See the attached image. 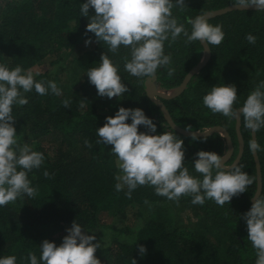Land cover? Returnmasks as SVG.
Returning a JSON list of instances; mask_svg holds the SVG:
<instances>
[{"label": "trees", "instance_id": "trees-1", "mask_svg": "<svg viewBox=\"0 0 264 264\" xmlns=\"http://www.w3.org/2000/svg\"><path fill=\"white\" fill-rule=\"evenodd\" d=\"M82 2L0 0V63L31 68L34 79L47 82L53 78L46 68V56L55 54L57 60L52 62L53 66H70L69 71L74 72L68 87L58 86L61 95L51 92L38 95L33 90L24 93L25 105L13 106L18 144L27 143L33 150L42 152L44 160L39 168L27 173L36 195L21 196L0 207V255H14L16 264H27L28 251L39 259L40 242L48 239L59 244L67 234L66 229L76 220L88 234H95L93 243H101L95 252L101 264H131L132 258L137 264H255V249L247 240L242 214L250 208L256 195L257 171L253 153L248 148L252 133L243 127L242 120L240 131L244 147L238 164L252 179L247 191L223 206L212 200H206L204 205H193L189 196L173 201L196 209L212 231L214 241L210 236L170 226V221H176L172 216L170 220L162 207L154 216L143 218V208L156 209L170 201L155 195L152 187L138 186L130 199L123 190H114V175L119 172L117 158L110 151L111 145L96 143L99 137L95 130L103 126L106 116L114 115L121 106L142 108L156 123L158 132H173L183 138L184 166L194 176L198 175L192 167L194 153L206 150L227 154L228 145L220 133L196 141L174 130L159 105L145 91L147 81L163 91L179 88L187 74L205 57L199 41L186 44L183 35L170 45L166 41L164 52L171 57L172 75L167 68H161L155 77L142 80L124 71L125 58L129 57L127 48L120 46L113 54L107 52V45L96 41L93 33L85 34L88 19L80 17ZM229 6L232 0H186L182 11L173 8L172 12L190 30L188 19L200 12L209 13ZM209 23L222 25L224 39L219 45L210 46L211 55L206 65L190 79L181 94L159 101L174 124L185 132H205L214 127L225 129L234 146L231 158L226 161L231 165L240 147L236 119L212 113L203 106L202 96L212 85L235 84L237 101L233 107L238 108L249 92L264 80V11L233 10L209 19ZM248 33L257 37L255 44L245 40ZM88 37L93 42L86 47L84 40ZM103 52L118 67L121 81L128 88L119 98L98 96L95 86L84 76ZM59 81L61 85L70 82ZM64 99L70 101L67 108L61 103ZM85 139L91 147L84 145ZM256 140L261 147L257 156L262 174L261 195H264V128L256 133ZM45 170L48 177L43 175ZM130 215L136 217L131 222ZM139 245L146 248L144 256L139 254Z\"/></svg>", "mask_w": 264, "mask_h": 264}, {"label": "clouds", "instance_id": "clouds-1", "mask_svg": "<svg viewBox=\"0 0 264 264\" xmlns=\"http://www.w3.org/2000/svg\"><path fill=\"white\" fill-rule=\"evenodd\" d=\"M186 0H83L79 5L80 17L88 23L85 34H94L97 42L107 45V52L115 54L120 46L129 51L125 58L124 71L140 79L155 77L157 70L170 67L171 57L164 52L169 45L183 35L186 44L199 41L204 51L219 45L224 39L222 25L209 23L211 13L200 14L188 19L190 30L173 15V8L183 10ZM232 6L242 9L264 11V0H232ZM90 9L92 13H90ZM257 37L251 33L245 36L249 44H255ZM92 38L84 40L85 46ZM84 76L95 86L98 96L120 97L128 91L118 74V67L106 52L93 63ZM38 75V73H36ZM35 91L38 95L51 92L61 95L55 81L34 79L31 68L19 64L9 67L0 63V207L18 197L32 198L36 188L31 186L27 173L41 166L44 154L25 143L17 142L13 106L27 103L24 93ZM237 101L235 84H215L202 96V104L212 113H220L228 119L242 120L243 127L250 130L253 138L248 148L253 154L261 150L255 133L264 128V80L249 92L241 106L233 107ZM67 108L70 101H61ZM130 121V122H129ZM141 127L144 130H140ZM187 131V130H186ZM192 140L203 141V132L187 131ZM177 133V132H176ZM97 144L111 145V153L117 158L118 174L114 175V190L124 191L127 198L138 186L148 185L157 196L178 201L181 196L191 197V204L204 205L212 200L216 205L229 203L234 196L247 191L252 179L242 171L238 163L227 165V154L198 150L192 159V175L184 166V139L173 132H158L153 119L142 108L119 107L114 115L105 117L103 126L96 127ZM86 147H91L84 140ZM48 177L47 170L43 172ZM247 230V240L255 249V264H264V195L257 194L250 208L242 214ZM59 244L44 239L39 244V259L32 251L27 253V264H101L95 255L101 247L95 234H88L73 220L66 229ZM141 256L146 253L144 245L138 246ZM0 264H16L14 255H0ZM131 264H137L135 258Z\"/></svg>", "mask_w": 264, "mask_h": 264}, {"label": "water", "instance_id": "water-1", "mask_svg": "<svg viewBox=\"0 0 264 264\" xmlns=\"http://www.w3.org/2000/svg\"><path fill=\"white\" fill-rule=\"evenodd\" d=\"M233 10H254V9H242V8H238V7H235V6H229L227 8H224V9H220V10H217V11H213V12H209L211 13L210 14V17L209 19H212L216 16H220V15H223L227 12H230V11H233ZM210 55H211V52H210V49L209 50H205V57L204 59L202 60V62H200L195 68H193L188 74L187 76L184 78L183 82L181 83L180 87L175 89V90H172V91H163V90H160L158 89L152 82L150 81H147L145 82V91H146V94L148 95V97L153 101L155 102L156 104L159 105V107L161 108L162 112H163V115H164V118L165 120L168 122V124L176 131L180 132V133H183V134H186V135H190L188 132H185L181 129H179L173 122L172 118L170 117L169 113L167 112L165 106L163 103H161L159 101V99H170V98H173L179 94H181L188 82L190 81V79L195 75L197 74L207 63V61L209 60L210 58ZM170 92H174V94H169ZM240 126H241V120H236V132H237V136H238V139H239V153H238V156L237 158L235 159V161L233 163H239L241 157H242V154H243V147H244V143H243V139H242V135H241V131H240ZM205 134H201V135H205L206 136H209L211 134H214V133H220L222 134L225 139L227 140V145H228V153H227V161L231 158L232 154H233V151H234V146H233V143H232V140H231V137L229 136L228 132L221 128V127H214V128H211V129H208L206 130L205 132H203ZM255 135V138H256V133L254 134ZM252 138H253V134H252ZM253 157H254V161H255V165H256V171H257V192H256V195L257 194H261V190H262V174H261V166H260V162H259V158L257 156V153L256 154H253ZM256 195L254 197V199L256 198ZM254 199H253V202H254Z\"/></svg>", "mask_w": 264, "mask_h": 264}, {"label": "rangeland", "instance_id": "rangeland-1", "mask_svg": "<svg viewBox=\"0 0 264 264\" xmlns=\"http://www.w3.org/2000/svg\"><path fill=\"white\" fill-rule=\"evenodd\" d=\"M57 60V57L55 54H49L46 56V68H48L49 72H51V76L53 78V81L57 83V86L62 87H68L70 83L72 82V75L74 72L69 71L68 66L65 67H59V65H52V62H55ZM68 65V64H67ZM57 78V79H56ZM66 82L70 81L69 83H66L64 85H61L59 80ZM169 94H174V92H170ZM164 205V206H163ZM160 206V207H159ZM156 209H150V208H143L142 209V217L143 218H149L154 216L158 212V208H161V210H165L168 213L169 219L170 216L176 221L172 222L170 221L169 224L172 227H178L180 229H189L194 232H198L207 236L211 237V240H215L214 236L212 235V231L207 227L206 223L204 222V218L202 215L198 214L196 209L193 208V210L190 207L184 206V205H178L177 203L173 201H169L166 204L159 205ZM135 216L130 215L129 222H131L133 219H135ZM171 220V219H170Z\"/></svg>", "mask_w": 264, "mask_h": 264}]
</instances>
